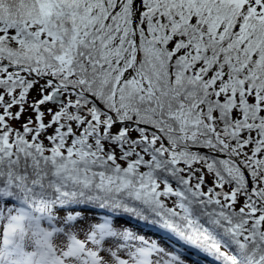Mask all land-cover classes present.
<instances>
[{
    "label": "snow or ice",
    "instance_id": "6c2138e0",
    "mask_svg": "<svg viewBox=\"0 0 264 264\" xmlns=\"http://www.w3.org/2000/svg\"><path fill=\"white\" fill-rule=\"evenodd\" d=\"M0 264H264V0H0Z\"/></svg>",
    "mask_w": 264,
    "mask_h": 264
}]
</instances>
